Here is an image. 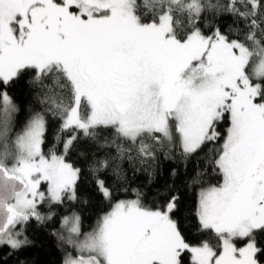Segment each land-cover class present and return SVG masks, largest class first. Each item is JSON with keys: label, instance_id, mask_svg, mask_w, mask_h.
Returning <instances> with one entry per match:
<instances>
[{"label": "snow or ice", "instance_id": "6c2138e0", "mask_svg": "<svg viewBox=\"0 0 264 264\" xmlns=\"http://www.w3.org/2000/svg\"><path fill=\"white\" fill-rule=\"evenodd\" d=\"M224 13L232 25L216 23ZM29 73L44 107L13 135L20 109L7 87ZM49 113L60 122L55 141ZM205 146L221 180L201 186L194 213L181 216L171 190L151 207L137 191L88 232L70 211L60 227L75 254L63 264H264V0H0V249L9 256L29 243L32 219L52 220L80 197L73 155L111 199L102 174L118 179L126 151L151 166L161 150L188 157Z\"/></svg>", "mask_w": 264, "mask_h": 264}, {"label": "trees", "instance_id": "16d2710c", "mask_svg": "<svg viewBox=\"0 0 264 264\" xmlns=\"http://www.w3.org/2000/svg\"><path fill=\"white\" fill-rule=\"evenodd\" d=\"M215 2L224 5L227 0H215ZM216 23L222 27L228 26L232 25V19L227 13H224L218 17ZM205 31L206 34H211L207 32L206 28ZM30 81L31 74L29 73L24 79L16 80L7 87L8 93L20 109L19 113L14 114L13 117L15 129L13 135L23 129L33 111H40L44 107L39 103V91L32 87ZM47 119L46 139L55 141L59 129V119L50 113L47 115ZM227 126V123L221 125L222 133ZM101 134L107 139H112L111 133L107 129H102ZM120 143L125 149L129 147L127 142L121 141ZM222 143L223 140L219 141V144ZM211 147H218V145ZM44 151L47 152L48 148L45 147ZM111 152L115 154L114 148L111 149ZM210 158L209 146H205L196 154L188 157H184L178 150L166 156L161 150L149 166L148 162H141L135 149L131 153L126 151L125 156L118 161L120 163L118 179L113 175L111 168L102 174V178L106 180L113 193L111 199H105L96 191L93 183L95 177L90 175L86 162L78 154L73 155L71 162H75L76 166L83 170L78 182L80 197L76 201H68L65 210H62L63 207L53 209L57 215L52 220L40 222L32 219L25 231L29 243L19 252L10 256L8 249H0V264H63L66 252L59 235L62 215L68 214L70 211L79 214L81 229L83 232H88L96 227L99 219L108 213L115 203L121 200L135 199L137 191L145 194L144 203L151 207L165 199L161 193L171 190L173 195L180 197V215L189 216L194 213L201 186L216 185L221 180V177L212 170L213 165L209 162ZM197 173L202 174V179L200 183L193 185L192 177ZM189 223L190 221H185L186 226Z\"/></svg>", "mask_w": 264, "mask_h": 264}, {"label": "rangeland", "instance_id": "374dc122", "mask_svg": "<svg viewBox=\"0 0 264 264\" xmlns=\"http://www.w3.org/2000/svg\"><path fill=\"white\" fill-rule=\"evenodd\" d=\"M47 184L46 183H42L41 184V186H40V190L41 191H44L45 193H47ZM68 202V200L66 199L65 200V203L63 204V205H61V206H57V207H63V209L62 210H65L66 208H67V205H66V203ZM49 208V204L47 203V202H45L44 204H43V206L41 207V209H40V211L42 212V214H46V210ZM112 210V209H111ZM110 210V211H111ZM109 211V212H110ZM67 214V213H66ZM59 235H60V237L61 236H63L64 237V239L62 240L63 241V244H64V248H65V252H66V255H65V258H66V256L68 255V254H75V250H74V248L72 247V246H70L69 244H68V239H69V234H68V231H67V229H62L61 227H60V232H59Z\"/></svg>", "mask_w": 264, "mask_h": 264}]
</instances>
